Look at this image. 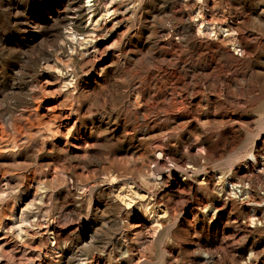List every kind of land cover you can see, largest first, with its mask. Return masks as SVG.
I'll return each mask as SVG.
<instances>
[{
  "label": "rangeland",
  "instance_id": "374dc122",
  "mask_svg": "<svg viewBox=\"0 0 264 264\" xmlns=\"http://www.w3.org/2000/svg\"><path fill=\"white\" fill-rule=\"evenodd\" d=\"M0 264H264V0H0Z\"/></svg>",
  "mask_w": 264,
  "mask_h": 264
},
{
  "label": "bare ground",
  "instance_id": "6f19581e",
  "mask_svg": "<svg viewBox=\"0 0 264 264\" xmlns=\"http://www.w3.org/2000/svg\"><path fill=\"white\" fill-rule=\"evenodd\" d=\"M68 1H70V0H68ZM93 1H94V0H87V4H88V6H89V10L91 9V7H92V5H93ZM75 3H77V2H75ZM68 5H69V4H68ZM74 8H75V7H74ZM73 11H74V10H73ZM76 11H77V10H76ZM107 11H108V10H107ZM91 18H92V17H91ZM77 19H78V18H77ZM97 21H98V20H97ZM204 21H205V20H204ZM96 23H97V22H96ZM72 24H73V23H72ZM203 24H204V23H203ZM203 24H202V25H203ZM70 25H71V24H70ZM89 25H90V24H89ZM92 26H93V27H97L96 24H92ZM203 26H204V25H203ZM203 26L200 27V29H199L200 31L204 28ZM69 27H70V26H69ZM82 27H83V26H82ZM221 28H222V27H221ZM204 29H205V28H204ZM200 31H199V32H200ZM203 31H204V30H203ZM203 31H202V32H203ZM71 32H72V31H71ZM220 32H221V30H220ZM225 32H227V31L224 30L223 33H225ZM69 35H70V34H69ZM69 35H67V36H69ZM90 35H91V34H90ZM90 35H89V36H90ZM70 37L72 38V42H73V40L75 41V40L77 39V38H75V36H74L72 33H71ZM86 38H87V36H86ZM91 38H92V36H91ZM69 39H70V38H69ZM79 39H80V38H79ZM87 39H88V38H87ZM89 39H90V38H89ZM84 41H85V40L79 42V40H78V42H79V44H80L81 46H84ZM90 42H91V41H90ZM90 42H89V43H90ZM89 43H88V44H89ZM77 44H78V43H77ZM85 44H87V43H85ZM79 47H80V46H79ZM81 48H82V47H81ZM73 52H75V51H73ZM249 155H250V154H249ZM249 158H253V156H250Z\"/></svg>",
  "mask_w": 264,
  "mask_h": 264
}]
</instances>
